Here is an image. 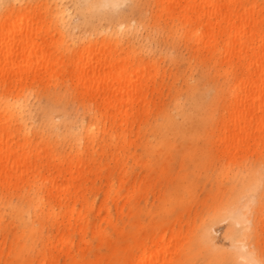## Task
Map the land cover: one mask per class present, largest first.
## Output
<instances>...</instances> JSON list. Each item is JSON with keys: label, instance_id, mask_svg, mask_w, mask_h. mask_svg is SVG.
<instances>
[{"label": "rangeland", "instance_id": "374dc122", "mask_svg": "<svg viewBox=\"0 0 264 264\" xmlns=\"http://www.w3.org/2000/svg\"><path fill=\"white\" fill-rule=\"evenodd\" d=\"M55 2L69 5L66 26L73 36L82 37L76 43L81 45L94 39L97 47L103 46L104 30L95 32L102 18L116 26L122 19L138 25L144 17L150 38H144L143 25H138L130 37L135 44L132 51L144 61H155L154 75L146 104L136 105L145 108L135 109L133 130L125 143L111 142L110 136L101 133V144L85 150L83 157L90 159L91 169L83 172L77 187L70 188L68 195L73 198L68 203L47 199L36 213L27 195L36 189L39 176L11 189L0 187V264H140L139 254L145 250L143 258L151 257L156 249L152 241L162 234L161 249L171 264L189 257L197 264H241L230 255L232 218L223 210V217L208 222L259 164L263 181L252 202L253 229L246 233L250 247L264 263V229L257 220L264 191V147L245 153L237 163L216 142L213 118L218 120L227 103L224 74L216 73L207 58L195 56L191 42L171 30V19L154 15L155 0H120L90 12L87 0H0V18L13 4H23L30 10L40 9L36 15L41 25H50L52 16L46 10ZM68 51L58 50L64 60ZM76 73L44 71L18 83L26 89L31 133L44 134L34 143L39 141L47 149L49 155L44 157L49 161L53 153L59 159L77 156L71 132L74 127V131L80 129L82 113H88L86 106L92 102ZM11 81L16 80L11 77ZM184 114L195 126L189 142L182 130ZM117 118L114 129L120 132L124 118ZM107 126L110 130L111 125ZM61 183V188L66 185L64 180ZM46 194L43 190L40 195ZM208 227L211 244L203 238ZM217 252L220 259L215 262L210 254Z\"/></svg>", "mask_w": 264, "mask_h": 264}, {"label": "bare ground", "instance_id": "6f19581e", "mask_svg": "<svg viewBox=\"0 0 264 264\" xmlns=\"http://www.w3.org/2000/svg\"><path fill=\"white\" fill-rule=\"evenodd\" d=\"M118 1L87 0V12ZM155 1L157 10L154 15L171 19V30L191 42L197 53L195 56L207 58L215 72L225 76L223 85L227 86V103L218 120L213 118L217 124L214 133L218 145L237 163L245 153L264 147V0ZM25 7L13 4L0 18V187L11 189L30 181L31 176H39L38 180L35 179L38 181L36 189L27 195L31 196L30 202L37 213L47 199L58 198L64 204L73 198L68 191L78 186L84 171L91 169L90 159L83 157L85 150L101 144V133L110 136L111 142L122 140L125 143L133 130L135 109L145 108L136 105L146 104L155 61H144L139 52L132 51L135 44H131L130 37L139 29L138 25H143L144 38H150L144 17L138 25L122 19L116 26H109L102 18L101 26L94 30L96 33L104 30L105 43L97 47L94 39L88 43L82 41L86 43L83 45L76 44L82 37L73 36L66 26L65 12L70 9L69 5L49 4L46 11L52 16L50 25H41L36 15L40 9ZM49 26L53 27V33L48 30ZM125 41L130 42L126 47L123 46ZM61 47L69 50L67 60L58 52ZM57 70L77 72L78 81L92 103L86 106L88 113H82L80 129L74 131V127L71 132V147L77 156L68 154L59 159V155L53 153V161H49L44 157L49 155L47 149L42 148L39 141L34 143L35 138L38 140V136L44 134L31 133L26 116V89L18 83L26 78H36L44 71L53 75ZM11 77L16 80L14 83ZM221 99L225 101L222 94ZM191 112L194 113V109ZM119 115L124 118L120 122V132L114 129ZM183 118L186 123L182 130L189 142L195 126L190 123L191 117L184 114ZM196 134L200 136L201 131ZM43 168L49 172L42 174ZM62 180L66 185L61 188ZM262 181L259 164L252 169L243 187L224 202L208 222L209 225L216 222L223 210L227 212L225 216L232 218L230 255L241 264H264L256 250L250 247L246 233L253 227L252 202ZM43 190L47 192L44 198L40 195ZM245 196L248 198L244 201ZM258 210L257 220L264 229V191ZM211 231L208 227L203 234L208 244L212 242ZM164 238L162 234L152 241L156 249L151 257L143 258L145 250L139 254L140 264H171L166 251L161 249ZM219 254H210V258L218 262ZM175 264L197 263L189 257L181 258Z\"/></svg>", "mask_w": 264, "mask_h": 264}]
</instances>
